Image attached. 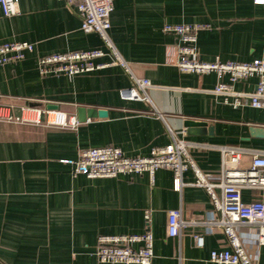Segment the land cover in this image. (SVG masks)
Returning <instances> with one entry per match:
<instances>
[{"label":"crops","instance_id":"0c3cea01","mask_svg":"<svg viewBox=\"0 0 264 264\" xmlns=\"http://www.w3.org/2000/svg\"><path fill=\"white\" fill-rule=\"evenodd\" d=\"M16 13L0 8V42L26 40L33 49L23 58L0 65V101L21 105L56 104L77 117V107L104 108L103 116H86L75 127L47 125L42 120H0V264H124L99 261L94 253L100 234L142 233L153 236L149 264H234L210 259L211 249L227 247L220 228L206 232L201 223L186 224L177 235L167 233L168 210L178 208L184 219L199 218L213 205L203 186L193 184L190 168L184 184L173 187V171L88 177L71 172L80 149L119 146L129 156L147 155L151 147L171 136L191 143L196 164L217 173L219 144L245 148L240 164L264 152L260 108L247 97L233 105V95L216 93L226 74L181 71L175 65L178 37L162 30L164 23H202L197 30V53L248 61L264 58V3L253 0H114L108 33L132 70L151 81L149 100L123 99L119 89L130 78L119 64H108L71 76L39 73L38 55L72 49L102 47L95 31H83L74 6L64 0H18ZM109 55L99 61H108ZM256 75L233 82L235 91L255 89ZM226 98V99H225ZM46 107V106H45ZM47 108V107H46ZM192 119L201 123L186 125ZM264 197V189H242L245 201ZM145 213L149 218H145ZM238 232L251 256L264 264V244L257 228L239 225ZM203 233V244L192 234ZM135 246L138 243L134 244ZM141 264V263H130Z\"/></svg>","mask_w":264,"mask_h":264},{"label":"built area","instance_id":"2783aa9c","mask_svg":"<svg viewBox=\"0 0 264 264\" xmlns=\"http://www.w3.org/2000/svg\"><path fill=\"white\" fill-rule=\"evenodd\" d=\"M18 0H0V8L4 15L16 13ZM74 6L80 17L83 31H95L99 34L103 46L88 49H72L53 51L38 55L36 59L40 74H66L68 76L87 72L108 64H119L128 74L130 84L119 89L123 99L149 100L147 88L151 81L146 76L137 75L129 62L118 52L108 29L110 13L114 8V0H64ZM264 3V0H253ZM202 23H169L162 30L178 37L176 45L175 65L181 71L208 72L215 71L218 76L226 74L228 81H220L215 87L216 93L233 95V105H239L242 97H247L249 104L260 108L264 118V58L256 57L248 61L215 58L211 61L199 59L196 39L197 30ZM33 49V43L26 40H8L0 42V65L24 57L26 51ZM108 54V61L98 59ZM256 75L255 89L251 92L235 91L234 81ZM226 99V98H225ZM21 115H15L12 104L0 101V120L31 121L42 120L47 125L75 127L78 119L59 109L45 106L22 104ZM191 143L182 137L171 136V140L160 146H153L147 155L129 156L116 145H100L80 149L76 159H64L71 163V172L88 177L114 176L119 173L147 172L151 176L159 167H167L173 171V187L180 189L184 184L182 173L190 168L194 174L193 184L203 186L208 192L213 209L199 218H182L178 208L168 210L167 233L177 235L186 224L201 223L206 232L220 228L227 240V247L211 249L210 259L219 263L258 264L244 246L238 232L239 225L255 226L256 241L264 244V197L249 201L242 199V189H264V152L253 153L248 165L240 164L245 148L238 145L219 144L220 166L217 173L201 169L190 154ZM145 218L149 214L145 213ZM194 244H203V233L192 234ZM138 243L137 246L134 244ZM153 236L150 230L142 233L100 234L94 250L99 261L121 262L124 264H149L153 257Z\"/></svg>","mask_w":264,"mask_h":264},{"label":"water","instance_id":"95a60500","mask_svg":"<svg viewBox=\"0 0 264 264\" xmlns=\"http://www.w3.org/2000/svg\"><path fill=\"white\" fill-rule=\"evenodd\" d=\"M47 108L50 109H56L57 105L56 104H51V103H47L45 105ZM106 114V110L104 108H87L85 106H79L77 107V117L78 120H84L86 118V116H94V115H99V116H103ZM191 123H201V121H196V120H192V119H187L186 120V125L187 124H191ZM251 131H254L256 134L258 135H264V127H260V126H252L250 127Z\"/></svg>","mask_w":264,"mask_h":264}]
</instances>
